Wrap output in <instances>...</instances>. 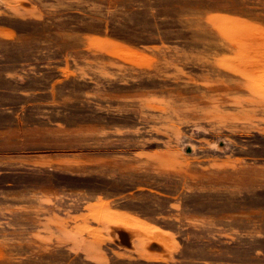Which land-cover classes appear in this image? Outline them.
<instances>
[{
	"label": "rangeland",
	"instance_id": "1",
	"mask_svg": "<svg viewBox=\"0 0 264 264\" xmlns=\"http://www.w3.org/2000/svg\"><path fill=\"white\" fill-rule=\"evenodd\" d=\"M0 264H264V0H0Z\"/></svg>",
	"mask_w": 264,
	"mask_h": 264
},
{
	"label": "water",
	"instance_id": "2",
	"mask_svg": "<svg viewBox=\"0 0 264 264\" xmlns=\"http://www.w3.org/2000/svg\"><path fill=\"white\" fill-rule=\"evenodd\" d=\"M118 235H119V238H120V240H119L120 243L123 244V245L129 246V243L127 241H125V242L123 241L122 232H119Z\"/></svg>",
	"mask_w": 264,
	"mask_h": 264
},
{
	"label": "bare ground",
	"instance_id": "3",
	"mask_svg": "<svg viewBox=\"0 0 264 264\" xmlns=\"http://www.w3.org/2000/svg\"><path fill=\"white\" fill-rule=\"evenodd\" d=\"M125 221V220H124ZM126 222V221H125ZM122 239H123V241L125 242V235H123V233H122Z\"/></svg>",
	"mask_w": 264,
	"mask_h": 264
}]
</instances>
